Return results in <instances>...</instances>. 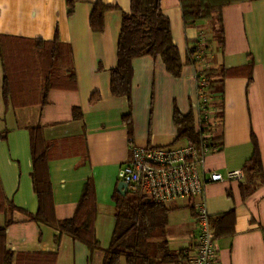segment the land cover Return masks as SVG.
I'll return each mask as SVG.
<instances>
[{
  "label": "crops",
  "instance_id": "1",
  "mask_svg": "<svg viewBox=\"0 0 264 264\" xmlns=\"http://www.w3.org/2000/svg\"><path fill=\"white\" fill-rule=\"evenodd\" d=\"M94 1L73 0L68 13L66 0H0V34L30 40L51 39L57 32L61 49L69 46L73 72V82L50 87L43 103L42 83H32L30 71L20 72L5 105L0 59V188L5 201L0 225L7 222L5 244L16 255L14 264H101L115 223L112 195L122 194L117 190V169L127 161L130 145L176 147L190 143L185 137L177 138L175 110L181 115L191 113L195 130L199 129L196 68L185 63V58L187 40L211 36L208 21L198 20L185 27L179 0H161L184 62L181 73L173 76L167 72L160 57L137 56L131 60L130 97L114 95L110 69L116 65L121 14L129 10L130 0H101L115 8L104 12L100 32L89 26ZM221 16L223 46L211 42L201 55L200 67L235 68L252 63L250 70L245 67L225 78L222 120L208 127V133L219 138L221 145L206 154L203 168L220 172L223 179L207 183L200 195L164 202L169 211L163 238L171 253L184 250L173 259H158L154 264L192 263L199 233L197 208L202 201L209 215L229 209L234 212L232 233L216 236L214 264H264V0L225 5ZM128 112L130 131L123 120ZM31 127L40 132L39 148L42 141L46 146L55 220L73 216L83 185L92 181L98 248L90 250L53 226L29 218L38 208L31 177ZM252 136L258 145L262 174L242 196L239 185L246 183L245 174L241 179L226 175L243 170L253 151Z\"/></svg>",
  "mask_w": 264,
  "mask_h": 264
},
{
  "label": "trees",
  "instance_id": "2",
  "mask_svg": "<svg viewBox=\"0 0 264 264\" xmlns=\"http://www.w3.org/2000/svg\"><path fill=\"white\" fill-rule=\"evenodd\" d=\"M66 1L69 5L68 13H70L73 0ZM240 1L245 0H179L185 27L195 25L198 20L213 21L209 32L210 37L187 40L185 63L194 65L196 68L197 100L204 98V109H214V111L206 122L205 118H202L199 129L195 130L193 115L191 113L181 115L175 110L173 123L176 126L177 138L185 137L189 142H198L208 131L212 122H221L225 78L233 73H240L245 67L249 69L252 66L251 61L246 66L235 68L224 65L201 68L199 65L201 55H204L211 42L214 41L220 47L223 46L222 8ZM110 8L115 7L108 6L101 0L92 3L89 15V26L92 31L103 30V15ZM61 45L57 32L51 39L33 38L30 40L0 34V59L4 72L2 96L5 105L13 90V80L18 81L17 74L20 72L30 71L34 79L39 77L42 83V103L50 87L68 86L73 82V72L69 68L70 58L66 60L65 57L66 53L69 54V46L65 44L66 47L62 50ZM21 49L23 51H20ZM19 52L20 54H17ZM116 54V65L110 69V91L114 95L130 97L133 75L131 60L137 56L160 57L167 72L173 76L181 73L184 62L173 42L170 21L162 12L161 0H130L129 10L122 11L121 14ZM23 56L27 57V61ZM66 62V67L62 69L59 64L64 65ZM58 68L60 69L57 72ZM250 78L249 75L248 79ZM94 98L95 93L90 99ZM123 120L130 131L129 112ZM30 137L33 164L32 186L37 196L38 208L34 214H29V218L53 226L60 233L64 232L73 240L84 243L90 250L98 248L99 242L94 232L96 204L92 181L88 179L83 185L73 216L64 220H55L50 182L46 173V146L43 141L41 142L42 149L38 146L41 135L37 127L30 128ZM252 139V154L243 164L246 183L239 185L242 196L249 193L255 184L254 179L262 174L258 145L253 136ZM218 140L219 138H210L211 142L219 146L221 143H218ZM112 198L116 207L115 223L110 243L103 248L101 264H120L121 261L125 264H154L158 259L170 260L183 253L184 249L171 253L166 239L163 238L169 211L164 203H156L130 188L125 194L114 192ZM4 205L5 201L0 188V211ZM233 222V209L208 215V224L215 236L231 234ZM6 227L7 222L0 225V264H14L16 255L5 244ZM157 232L161 235L159 238L155 236ZM55 240L57 242L58 237H55ZM50 258L52 262V257Z\"/></svg>",
  "mask_w": 264,
  "mask_h": 264
},
{
  "label": "built area",
  "instance_id": "3",
  "mask_svg": "<svg viewBox=\"0 0 264 264\" xmlns=\"http://www.w3.org/2000/svg\"><path fill=\"white\" fill-rule=\"evenodd\" d=\"M205 99L198 101V128L202 118L205 122L214 109H204ZM206 131L198 142L182 146L135 145L129 147V157L117 169V177L156 203L178 198H190L203 193L209 182L223 179L220 172H205L203 162L206 154L218 149L210 141ZM242 169L232 170L226 177L241 179ZM204 202L197 208L199 233L196 252L191 264H214L216 259V236L208 224Z\"/></svg>",
  "mask_w": 264,
  "mask_h": 264
},
{
  "label": "rangeland",
  "instance_id": "4",
  "mask_svg": "<svg viewBox=\"0 0 264 264\" xmlns=\"http://www.w3.org/2000/svg\"><path fill=\"white\" fill-rule=\"evenodd\" d=\"M208 23H209L210 26H212L213 21L211 22V20H209ZM20 51H23V50L21 49ZM17 54H20V52L17 53ZM65 57H66V60H68V59H69V54L66 53V54H65ZM66 65H67V62L64 63V65H61V63L59 64V66H60L61 68L66 67ZM59 69H60V68H58L57 72L59 71ZM31 77H33V76H31ZM32 80H34V84H35V83L38 84L39 82H41V80H39V78L32 79ZM58 81H61V80H58ZM155 236H156V238H159L161 235L159 234V232H157V233L155 234Z\"/></svg>",
  "mask_w": 264,
  "mask_h": 264
},
{
  "label": "water",
  "instance_id": "5",
  "mask_svg": "<svg viewBox=\"0 0 264 264\" xmlns=\"http://www.w3.org/2000/svg\"><path fill=\"white\" fill-rule=\"evenodd\" d=\"M128 184L124 181H119L118 185H117V190L124 194L125 190L127 189Z\"/></svg>",
  "mask_w": 264,
  "mask_h": 264
}]
</instances>
